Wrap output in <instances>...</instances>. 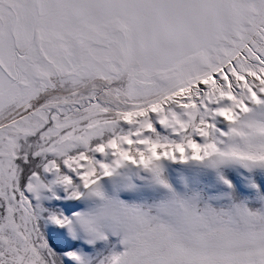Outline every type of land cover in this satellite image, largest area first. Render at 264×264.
I'll return each mask as SVG.
<instances>
[{
	"label": "snow or ice",
	"instance_id": "6c2138e0",
	"mask_svg": "<svg viewBox=\"0 0 264 264\" xmlns=\"http://www.w3.org/2000/svg\"><path fill=\"white\" fill-rule=\"evenodd\" d=\"M0 264H264V0H0Z\"/></svg>",
	"mask_w": 264,
	"mask_h": 264
}]
</instances>
